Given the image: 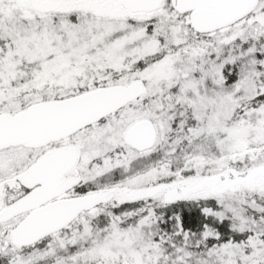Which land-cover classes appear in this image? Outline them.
I'll use <instances>...</instances> for the list:
<instances>
[{
  "label": "snow or ice",
  "instance_id": "obj_1",
  "mask_svg": "<svg viewBox=\"0 0 264 264\" xmlns=\"http://www.w3.org/2000/svg\"><path fill=\"white\" fill-rule=\"evenodd\" d=\"M0 264H264V0H0Z\"/></svg>",
  "mask_w": 264,
  "mask_h": 264
}]
</instances>
